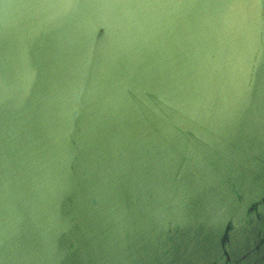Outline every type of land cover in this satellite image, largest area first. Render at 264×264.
<instances>
[{"label": "water", "instance_id": "1", "mask_svg": "<svg viewBox=\"0 0 264 264\" xmlns=\"http://www.w3.org/2000/svg\"><path fill=\"white\" fill-rule=\"evenodd\" d=\"M0 264H264V0H0Z\"/></svg>", "mask_w": 264, "mask_h": 264}]
</instances>
